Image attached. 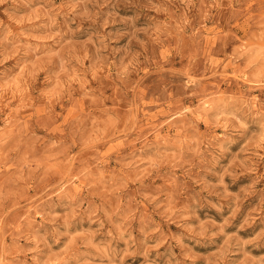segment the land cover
<instances>
[{
	"label": "rangeland",
	"instance_id": "obj_1",
	"mask_svg": "<svg viewBox=\"0 0 264 264\" xmlns=\"http://www.w3.org/2000/svg\"><path fill=\"white\" fill-rule=\"evenodd\" d=\"M0 264H264V0H0Z\"/></svg>",
	"mask_w": 264,
	"mask_h": 264
}]
</instances>
